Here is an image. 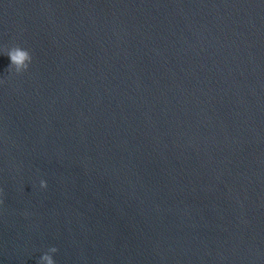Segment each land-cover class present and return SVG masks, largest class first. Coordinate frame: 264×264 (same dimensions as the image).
<instances>
[{
	"label": "water",
	"instance_id": "95a60500",
	"mask_svg": "<svg viewBox=\"0 0 264 264\" xmlns=\"http://www.w3.org/2000/svg\"><path fill=\"white\" fill-rule=\"evenodd\" d=\"M49 247L264 264V0H0V264Z\"/></svg>",
	"mask_w": 264,
	"mask_h": 264
},
{
	"label": "clouds",
	"instance_id": "9594fccd",
	"mask_svg": "<svg viewBox=\"0 0 264 264\" xmlns=\"http://www.w3.org/2000/svg\"><path fill=\"white\" fill-rule=\"evenodd\" d=\"M6 55L9 57L11 64L9 73L13 75H22L29 71L32 64V56L30 52L20 46L7 48ZM40 189H47L48 185L45 180L39 183ZM58 249L56 247H49L44 251L39 258L38 264H56L54 259Z\"/></svg>",
	"mask_w": 264,
	"mask_h": 264
}]
</instances>
